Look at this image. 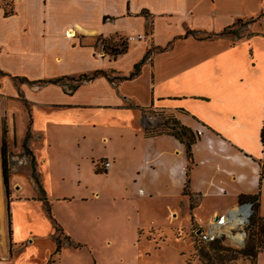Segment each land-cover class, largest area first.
<instances>
[{"label":"crops","instance_id":"0c3cea01","mask_svg":"<svg viewBox=\"0 0 264 264\" xmlns=\"http://www.w3.org/2000/svg\"><path fill=\"white\" fill-rule=\"evenodd\" d=\"M262 14L264 0H0V125L5 126L9 159L16 167L20 163L15 158L23 157L36 191L24 200L44 202L45 196L52 223L36 235L35 218L10 209L7 230L0 157V264H14L17 254L10 249L20 250L24 241L39 237L46 238L50 257L55 256L46 264H63L64 255L82 250L92 253L98 238L101 247L117 254L99 261L92 257L87 264H139L148 246L140 230L162 226L152 220L141 224L139 212L144 202L158 196L169 198L165 209L171 231L188 227L186 216L202 226L204 212L211 214L205 225L241 202L242 195H256L258 215L264 217ZM244 18L258 19L251 34L233 44L225 33L217 35ZM131 34L145 38L128 43L126 52L115 57L98 40L116 42ZM146 53L139 73L122 78ZM95 70L105 74L47 81ZM197 99L205 105L189 101ZM151 108L201 132L203 140L192 146L187 193L188 160L178 144L184 145L170 134L145 135L141 120ZM31 157L44 194L32 177ZM105 159L110 167L103 170L104 183L122 194L106 195L104 183L96 185L101 174L96 168ZM13 174L12 168V186L18 183ZM66 185L78 193L58 192ZM18 190L10 203L20 199ZM175 198H181L180 211L172 203ZM77 203L98 207V216L56 211ZM21 225L24 236L17 231ZM57 230L81 246L65 243L54 254ZM78 232L91 238L77 239ZM262 253L256 264H264Z\"/></svg>","mask_w":264,"mask_h":264},{"label":"rangeland","instance_id":"374dc122","mask_svg":"<svg viewBox=\"0 0 264 264\" xmlns=\"http://www.w3.org/2000/svg\"><path fill=\"white\" fill-rule=\"evenodd\" d=\"M251 15H255V13H252ZM263 15L264 14H262L261 16ZM251 19L253 18H244L241 22H236L235 24H233L232 27L228 28L224 36L228 38L229 44L235 43L238 40V38H241L242 36H247L251 34L250 27L254 24V22L258 20L256 19V21H253ZM124 39H125L124 37L116 38L115 41L119 42L120 40H124ZM98 40L102 45L101 39ZM112 42L114 43V41H108L109 47L112 46L111 44ZM189 101L190 103H196L198 107L205 105V102L199 99L189 100ZM144 104L146 105L150 104V101H147ZM168 115H170V113L161 110L159 108L147 109L143 115L144 116L143 119L141 120V125L146 127L148 130H153V129L159 130L163 128L162 123L164 122L165 118ZM177 116H179L180 118L183 117L181 113L178 114ZM191 129L195 132H198L195 128L194 129L191 128ZM2 132H3V126L0 125V146L2 140ZM211 133L215 135V133L213 132ZM198 134H199V139L197 142L199 143L201 138H202L201 141L203 140V137L201 135V132H198ZM4 138L7 144L6 133ZM178 145L182 149V153L185 157L186 153L183 146L180 144ZM7 150L9 153L8 144H7ZM25 156H27V153H25ZM15 161L17 162V164L20 163L19 166L16 165L15 167L13 161L8 158L7 164L9 169V176L13 168L14 169L13 176L14 179L18 181L16 185L17 186L20 185V189L18 190L16 185L12 186L11 183L9 182V196H7L5 192V187L2 182L3 206H4V217H5L6 228L8 230L10 227V209H11L12 213L30 214L33 218H35L32 220V222L35 225L33 232L36 235H42V233H45V230L47 228V222L52 224L51 219L47 215L48 212L47 205L44 204L43 201H39L37 199L34 201L32 200L29 201L27 199L24 200V198L26 197L33 196L32 194H34V192L36 191L33 185L31 184L29 177L27 176L26 172L23 169L24 168V163L22 162L23 157L18 159L15 158ZM189 164L190 163L188 162L184 170V185L187 178L190 181V174H189L190 171L188 170ZM96 169L97 171L101 172V174L97 175L98 179L96 180V185L101 186L104 183V180L102 178L104 175L103 170L98 168ZM186 173H188V176ZM104 185L106 187L105 189L107 190L105 191L106 195L122 194V191L118 190L114 186L105 183ZM16 190H18L17 196L20 199L12 201L10 203V199L13 198L12 194ZM62 191L63 193L66 192V194L78 193L77 190L71 185L64 186V188L59 189L58 192H62ZM187 192H189L188 188H187ZM180 200L181 198H175L174 201H172V203L176 204V207L179 209V211L181 210ZM167 202H169V198L158 196V197H153V199L151 200H147L141 205V211L139 212L140 223L142 224V223L150 222L152 220L154 224L162 225V226H161V230L157 228H152V229L148 228V229L140 230V238L144 241L147 240L148 246L143 249L145 251H141V258L139 259V264H221L220 261L216 259L214 260V256L217 253H222L224 255L226 254L227 258L231 256L236 257L234 259L227 260L224 264H254L253 262H251L250 258L242 256L239 253H235L231 251H223V250L217 252L215 248H211V246L199 242L194 236V230L197 228L200 222H196L194 220L190 221L191 219L188 216L185 217L186 221L184 222L186 226H188L191 223L188 227L183 229H176V230L174 229L173 231H171L172 228H170L169 225L170 223L168 221V216H167L168 213L167 210L165 209ZM9 204H10V208H9ZM193 204L194 203L192 202L191 206ZM97 210L98 207L90 203L81 204V205L77 203V204H71L68 207L61 206L56 211L57 213H59V215H63L66 212L69 213L72 212L75 215H81L91 218V216L94 217L98 216L96 214ZM209 215H206L204 212L205 219L204 221L201 222L202 225L203 222H205L206 219L209 217ZM39 217L41 218V220L38 219ZM20 227L17 229V231H20L21 236H24L25 235L24 227L22 225ZM128 232L129 230H127V233ZM54 238H56V240L61 241L62 243L61 245H64L65 243H69L67 238H65L64 234L58 230L55 232ZM89 238H91L89 234H87L86 237V234L81 232L79 233L77 239L85 240ZM97 240L98 243L93 248H90L92 250V253H90L89 250H82V252H77L75 254L72 253L70 255H64L62 257L63 259L62 263L74 264V262L75 263L80 262L79 264H87L89 259H92V257H94L97 261H99V260H103L105 257L109 259L111 256L113 255L115 256L117 254V250L105 249L104 247H101L99 243V238ZM224 246L229 247L231 249H236L226 244ZM131 251L132 253H134L136 251V246L131 247L128 250L129 253ZM52 252L53 250L50 251V246L48 244V241L44 237H39L38 239H36V241H33L32 243H27L24 241V244L22 248H20V250L15 248L10 249L11 255L15 253L17 254L16 257L12 259L14 264H46L47 260L55 259V256L50 257ZM260 259L261 261L264 260V249ZM259 264H261V262H259Z\"/></svg>","mask_w":264,"mask_h":264},{"label":"trees","instance_id":"16d2710c","mask_svg":"<svg viewBox=\"0 0 264 264\" xmlns=\"http://www.w3.org/2000/svg\"><path fill=\"white\" fill-rule=\"evenodd\" d=\"M253 20V19H251ZM235 24V23H234ZM233 25H230L226 28H224L220 33H218L217 35H221L227 32L228 28L232 27ZM193 32L188 31L186 34H190ZM102 41V48L104 51L108 52L110 55L112 56H117L119 54H122L124 52H126L127 50V43L124 40H120L119 42H112V46H108V41H113L111 39H105V38H101ZM164 48L160 49L163 50ZM148 53V52H147ZM147 53L146 55L142 58L141 61L137 62L134 65V70L128 75V76H124L122 78L125 79H130L134 76H136L139 73L140 70V66L143 64V62L145 61V59L147 58ZM98 74H105L104 71L101 70H95L92 74H84V75H80L78 77H71V76H61V77H56L53 79H49L47 80L48 82L51 83H62L65 79H82V78H86V79H92L94 78L96 75ZM22 80H26L25 78ZM163 128L159 129V130H148L146 127H144L145 129V135L149 136V135H156V134H170L172 136H174L180 143H182L184 145V149H185V153H186V158L188 160L189 163H191L193 161L192 159V146L193 144L197 141V139L199 138V134L195 131H193L190 127L182 124L177 118H175L172 114L168 115L164 122L162 123ZM5 126L3 125V132H2V140H1V146H0V157H1V171H2V182L3 185L5 187V192L6 195L9 196V169H8V158H9V153L7 150V144L5 141ZM30 133L29 131L26 134V138L24 139L23 142V146L24 148H26V141L29 138ZM27 150V148H26ZM31 167H32V177L35 180V182L37 183L39 190L42 192V194H44V190L42 189V187L40 186L39 182H38V178H37V173H36V168H35V161L34 158L31 157ZM190 169V166L188 165V170ZM188 176V173H186ZM260 175L261 178H264V164L261 165V171H260ZM188 184H189V179L187 178L186 182H185V186H184V193H187V188H188ZM42 199L44 200V203H46L47 205V210L48 212H50V208L48 205V202L46 201L45 196L42 197ZM257 197L256 195H242L240 196V201H251V200H256ZM257 202L254 205V214L253 216L250 218V223H249V228H248V236L246 239V243L244 245V247L242 248H236V249H231L229 247H225L224 243L221 240H214L211 242H202L200 240H198L199 242L203 243V244H207L209 246H211V248H215L218 251H231V252H235V253H239L242 256L248 257L251 259V262H253L254 264H256V258L258 253L264 249V217H261L260 215H258L257 212ZM60 230V229H58ZM67 240L69 241L70 244L71 240L69 239V237H66ZM57 246L56 249L54 251V254H56L59 250H60V241L56 240ZM223 244V245H222ZM74 247H79L81 246L78 243H74L72 244ZM234 248V247H233ZM236 257H229L227 258V255L222 254V253H217L214 256V260H218L220 261L221 264H224L227 260L230 259H234Z\"/></svg>","mask_w":264,"mask_h":264},{"label":"built area","instance_id":"2783aa9c","mask_svg":"<svg viewBox=\"0 0 264 264\" xmlns=\"http://www.w3.org/2000/svg\"><path fill=\"white\" fill-rule=\"evenodd\" d=\"M145 35L131 34L124 41L128 43L143 40ZM100 169L106 170L110 167L108 159L99 162ZM256 200L241 201L227 209L226 212L218 214L208 221L204 226L194 230L196 239L202 242L221 240L224 244L234 248H242L246 243L250 218L254 214Z\"/></svg>","mask_w":264,"mask_h":264},{"label":"bare ground","instance_id":"6f19581e","mask_svg":"<svg viewBox=\"0 0 264 264\" xmlns=\"http://www.w3.org/2000/svg\"><path fill=\"white\" fill-rule=\"evenodd\" d=\"M68 35H73V32H67ZM1 208V207H0ZM2 210V209H1Z\"/></svg>","mask_w":264,"mask_h":264}]
</instances>
